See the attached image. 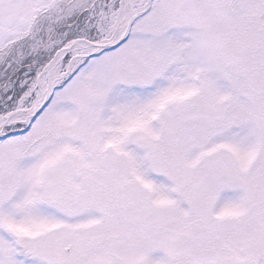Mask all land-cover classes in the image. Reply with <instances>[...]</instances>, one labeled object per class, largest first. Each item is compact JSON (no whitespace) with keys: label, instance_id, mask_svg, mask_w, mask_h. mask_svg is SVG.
<instances>
[{"label":"snow or ice","instance_id":"1","mask_svg":"<svg viewBox=\"0 0 264 264\" xmlns=\"http://www.w3.org/2000/svg\"><path fill=\"white\" fill-rule=\"evenodd\" d=\"M0 264H264V0H0Z\"/></svg>","mask_w":264,"mask_h":264}]
</instances>
